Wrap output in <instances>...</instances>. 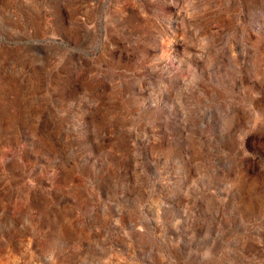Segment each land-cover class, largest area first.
Wrapping results in <instances>:
<instances>
[{
	"label": "rangeland",
	"instance_id": "obj_1",
	"mask_svg": "<svg viewBox=\"0 0 264 264\" xmlns=\"http://www.w3.org/2000/svg\"><path fill=\"white\" fill-rule=\"evenodd\" d=\"M161 257L264 264V0H0V264Z\"/></svg>",
	"mask_w": 264,
	"mask_h": 264
},
{
	"label": "bare ground",
	"instance_id": "obj_2",
	"mask_svg": "<svg viewBox=\"0 0 264 264\" xmlns=\"http://www.w3.org/2000/svg\"><path fill=\"white\" fill-rule=\"evenodd\" d=\"M233 151H234V150H233ZM241 156H242V155H241ZM237 159H238V158H237ZM241 159H243V158H241ZM238 161H239V160H238ZM243 162H244V161L242 160V163H243ZM240 164H241V163H240ZM244 165H245V164H244ZM237 166H238V165H237ZM237 166H236V167H237ZM241 166H242V165H241ZM242 167H243V166H242ZM240 171H241V170H240ZM238 172H239V171H238ZM241 172H243V171H241ZM237 176H238V175H237ZM225 187H226V186H225ZM158 255H159V254H158ZM156 256H157V255H156ZM160 259H161V261L164 260V262H163L164 264H168V263H167L168 261H166L164 257H161ZM161 264H162V263H161Z\"/></svg>",
	"mask_w": 264,
	"mask_h": 264
}]
</instances>
